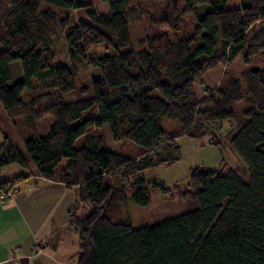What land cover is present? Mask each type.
<instances>
[{
  "label": "trees",
  "instance_id": "trees-1",
  "mask_svg": "<svg viewBox=\"0 0 264 264\" xmlns=\"http://www.w3.org/2000/svg\"><path fill=\"white\" fill-rule=\"evenodd\" d=\"M99 1L107 14H97L87 0H5L0 107L14 126L24 119L25 156L5 137L0 170L20 166L24 173L9 181L16 186L36 174L75 192L67 212L76 250L70 264H264V58L250 64L264 51V0H239L232 8L226 5L235 0H167L160 17L140 0ZM196 9L193 32L171 40L168 31ZM79 10L87 20L70 26ZM144 15L153 32L135 48L129 29ZM61 43L68 64L56 65ZM97 47L104 55L92 57ZM218 65L221 81L197 99L195 82ZM80 84L92 96L64 102ZM237 102L250 106L228 143L245 167L191 168L181 198L197 207L133 227L122 208L128 199L148 205L150 187L143 178L130 179L178 160L176 139L206 135L209 123L233 117ZM92 107L95 118L80 122ZM49 115L53 122L41 136L36 123ZM164 119L179 127L163 129ZM89 128L99 133L87 134ZM104 176L123 182L128 196L121 186H103Z\"/></svg>",
  "mask_w": 264,
  "mask_h": 264
},
{
  "label": "rangeland",
  "instance_id": "rangeland-1",
  "mask_svg": "<svg viewBox=\"0 0 264 264\" xmlns=\"http://www.w3.org/2000/svg\"><path fill=\"white\" fill-rule=\"evenodd\" d=\"M87 1L92 4L97 14L105 15L108 13L107 4L102 3L99 0ZM140 2L146 3V5L148 6V11L151 13V15H155L158 17L162 15V11L167 7V0H140ZM238 5L239 0H235L228 2L226 7L232 8ZM198 12L199 9H196L194 11L187 12L184 16L182 15L176 28L168 31L169 38L171 40L175 39L176 37L180 38L183 33L190 35L193 32L196 22V15ZM77 20H87L82 10L74 12L69 17L70 26L74 25ZM158 28L161 31L166 30L163 27ZM152 32L153 26L148 19V15H144L140 20L133 23L129 29V39L133 47L140 48V46L137 44V40L141 37H144L146 34H151ZM56 49L57 52L54 58V64H68L67 53L62 43ZM90 55L92 57H101L104 55V53L101 48L97 47L91 50ZM262 58H264V51L251 60V66L254 67L255 64ZM12 69L13 71H15V68H11V70ZM223 72L224 68L221 65H218L217 67L210 69L206 73H204L201 78L194 84V92L196 98L200 99L203 96L205 88H213L218 85L223 77ZM12 76L13 77L11 81L15 80V74L13 72ZM81 76L78 79L82 80ZM91 96V88L87 84H80L72 92L63 95V101L67 103L74 100L86 99ZM20 99L22 101H26L28 99V95H26V93H23L20 96ZM249 106V104H245L243 102L234 103L232 105L233 117L230 119L209 123L207 125L209 132L206 135L197 138L180 137L176 139V144L179 148L178 160L159 163L156 166H152L143 170L139 173V175H137V177L130 179V181H132L137 180L138 178H143L145 180V185L150 187V202L148 205L138 206L128 199L122 208L123 213L127 214L130 217L133 227H138L141 225H152L163 219L173 217L197 207V204L195 202H188L181 198L182 193L187 189V177L188 172L191 168H198L199 170L227 171L228 169H234L239 166L245 167L243 161L230 148L228 143V136L232 134V130L236 127L237 123L244 122V115L242 113ZM1 115L3 121H1L0 119V143L3 142L2 134H4V136L8 138L9 142L14 144L25 156L22 144V140L24 138L22 134L25 131L24 126L22 125L24 119L20 118L19 120H16L14 126L6 118L0 107V116ZM95 116V108L92 107L88 111H85L81 114L80 122L86 119L95 118ZM52 122V116L49 115L42 117L36 123V132L41 136L45 135ZM75 124L76 123L71 124V126H74ZM178 127L179 124L174 120H162V128L165 130L176 129ZM98 133L99 131L93 128H89L87 131V134ZM211 140H214L215 142L217 141L218 143L212 144ZM80 142L81 138L76 141L75 146L78 147L80 145ZM64 164L65 160L61 161V163L55 169V172L59 173ZM21 173H24V170L16 164L5 167L0 170V182L12 181L16 176L15 174H17L18 176ZM117 182L118 180L115 177L104 176L102 184L103 186L112 187L121 186L127 192L126 195L128 196V188L124 185L123 182L121 184H117ZM160 187L167 188L168 191H163ZM16 228L18 229V225L16 226ZM24 228L25 230L27 229L25 226ZM28 233L29 232H27V234ZM61 237H63L62 233ZM27 239L28 241H26L24 244L27 245L29 242L30 245V243L32 242L30 235H27ZM74 239L75 238L71 235H67L61 238L59 240L57 249H54L51 244L48 243V241L47 243L43 244L40 241H37V243H39V249L43 250L42 252L47 253V255H56L55 258L59 262H61V264H63V261H65L67 264H70L71 261H69V258L76 251L75 245H71ZM16 240L17 239H10L9 241H3L4 243H2V245L8 247L14 245L16 247L17 245L20 246V244H23V239L20 238L18 239V241ZM33 243H35V241H33ZM14 249L15 248H13L12 250ZM51 260V258H45V262H43L45 264H55V262L52 260V263ZM32 262L29 263L32 264Z\"/></svg>",
  "mask_w": 264,
  "mask_h": 264
},
{
  "label": "crops",
  "instance_id": "crops-1",
  "mask_svg": "<svg viewBox=\"0 0 264 264\" xmlns=\"http://www.w3.org/2000/svg\"><path fill=\"white\" fill-rule=\"evenodd\" d=\"M6 9L7 3L5 0H0V19ZM2 51L3 47L0 44V52ZM0 119L3 121L2 115ZM2 137L5 141L4 134ZM17 189V193L11 199L5 204H0V264H30L29 262L32 261V264H45V258H51L55 264H61L55 258L56 255H47L42 249L38 256L33 255L30 248L33 241H40L42 244L48 241L54 249H57L61 238L67 235L75 238L72 229L67 226V212L75 200L74 192L66 190L57 181L43 180L36 174L17 182ZM27 235L32 239L30 245L29 242L27 245L24 244L28 241ZM20 238L23 239V244L20 246L2 245L3 241L10 239L18 241ZM74 242L75 239L71 245H75ZM63 264L66 262L63 261Z\"/></svg>",
  "mask_w": 264,
  "mask_h": 264
},
{
  "label": "built area",
  "instance_id": "built-area-1",
  "mask_svg": "<svg viewBox=\"0 0 264 264\" xmlns=\"http://www.w3.org/2000/svg\"><path fill=\"white\" fill-rule=\"evenodd\" d=\"M17 186L14 182H8L7 184L0 186V204L5 203L8 199H11L12 196L16 193ZM39 243L35 242L32 244L30 250L33 255L40 254L41 250L39 249Z\"/></svg>",
  "mask_w": 264,
  "mask_h": 264
},
{
  "label": "water",
  "instance_id": "water-1",
  "mask_svg": "<svg viewBox=\"0 0 264 264\" xmlns=\"http://www.w3.org/2000/svg\"><path fill=\"white\" fill-rule=\"evenodd\" d=\"M53 247V246H52ZM54 248V247H53Z\"/></svg>",
  "mask_w": 264,
  "mask_h": 264
}]
</instances>
